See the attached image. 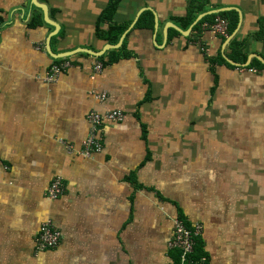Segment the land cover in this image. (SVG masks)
<instances>
[{"label": "crops", "instance_id": "crops-1", "mask_svg": "<svg viewBox=\"0 0 264 264\" xmlns=\"http://www.w3.org/2000/svg\"><path fill=\"white\" fill-rule=\"evenodd\" d=\"M108 1L0 0V264H171L180 212L208 264H264V0H119L114 47L96 33ZM229 10L231 35L194 28ZM232 35L244 64L228 61ZM113 110L82 157L87 114ZM47 220L62 237L39 252Z\"/></svg>", "mask_w": 264, "mask_h": 264}, {"label": "built area", "instance_id": "built-area-1", "mask_svg": "<svg viewBox=\"0 0 264 264\" xmlns=\"http://www.w3.org/2000/svg\"><path fill=\"white\" fill-rule=\"evenodd\" d=\"M218 23H213L210 28L215 33L227 36L228 21L226 19L217 18ZM70 66L69 61H63L61 63H55L51 66L49 72L45 76L46 81H55L59 78L62 72ZM100 64L96 65V68H100ZM99 99H105V94H95ZM123 119V113L121 111H108L105 113L90 112L87 114L88 133L85 140L82 143L78 153L84 157L89 158L94 153H98L102 150V144L100 139V128L105 121L119 122ZM67 149L70 153L75 149L72 145H67ZM66 191L65 184L61 177H56L47 192V196L50 200L59 199L64 195ZM202 233V225L195 223L188 226L184 219L177 216L173 220V235L169 240L168 247L172 250L179 252L178 264H208V260L205 256L197 257L195 253V246L198 236ZM61 232L56 227L52 220L44 222L40 228L36 250L39 252L55 250L60 245Z\"/></svg>", "mask_w": 264, "mask_h": 264}, {"label": "trees", "instance_id": "trees-1", "mask_svg": "<svg viewBox=\"0 0 264 264\" xmlns=\"http://www.w3.org/2000/svg\"><path fill=\"white\" fill-rule=\"evenodd\" d=\"M119 0H109L108 4L105 6V8L100 12L98 19H97V26H96V33L98 36H104L106 40H109L111 44L117 43L120 35L122 34L125 25L120 24H113V15L116 10V6ZM204 10V7L198 9H190V14L188 15L189 21L187 24H185V28H187L195 19L198 14V12H201ZM198 11V12H197ZM217 18L226 19L228 21V34L231 35L235 29L237 28L239 17L237 11L229 10V11H222L219 13H209L206 14L202 19L198 21V23L194 26L195 29L201 28L204 24H213L216 22ZM106 22L108 23V28L106 30H101L100 25L101 23ZM208 28V27H206ZM209 29V28H208ZM256 38L260 41H264V18L260 21V29L259 32L256 34ZM244 43L239 42L236 38L231 41L230 48L232 50V53L230 55L231 60H233L235 63L238 64H244L247 60V55L243 52L244 49ZM111 52H114V50H111ZM122 55L127 56V53H123ZM226 62L224 58L219 57L218 60H212V63L216 62ZM255 64H257L260 67H263L262 64L259 61H256ZM236 68V67H233ZM179 216L185 220L186 224L188 226H191L192 224L184 217L182 212L179 213ZM201 235V234H200ZM200 238L198 236L195 246V253L197 257L205 256L204 252L198 247V242ZM206 257V256H205ZM179 252H175V256L173 257V263L171 264H178L179 263Z\"/></svg>", "mask_w": 264, "mask_h": 264}, {"label": "water", "instance_id": "water-1", "mask_svg": "<svg viewBox=\"0 0 264 264\" xmlns=\"http://www.w3.org/2000/svg\"><path fill=\"white\" fill-rule=\"evenodd\" d=\"M35 4L37 5V6H40L46 13L48 12V9H47V6L45 5V4H41V3H36L35 2ZM232 37H233V35L231 36V37H229V41H231L232 40ZM116 44H110L109 45V47H114ZM228 61L231 63V64H236L235 62H233V61H231L230 59H228Z\"/></svg>", "mask_w": 264, "mask_h": 264}, {"label": "rangeland", "instance_id": "rangeland-1", "mask_svg": "<svg viewBox=\"0 0 264 264\" xmlns=\"http://www.w3.org/2000/svg\"><path fill=\"white\" fill-rule=\"evenodd\" d=\"M215 23H218V21H216ZM207 25H208V24H206V26H207ZM177 216H179V215H175V216L172 217V222H173L174 218L177 217ZM168 243H169V241H168Z\"/></svg>", "mask_w": 264, "mask_h": 264}, {"label": "bare ground", "instance_id": "bare-ground-1", "mask_svg": "<svg viewBox=\"0 0 264 264\" xmlns=\"http://www.w3.org/2000/svg\"><path fill=\"white\" fill-rule=\"evenodd\" d=\"M210 25H211V24H210ZM210 25H208V27H210ZM100 65H101V64H100ZM100 67H101V66H100ZM52 200H56V199H52ZM52 200H51V201H52Z\"/></svg>", "mask_w": 264, "mask_h": 264}]
</instances>
